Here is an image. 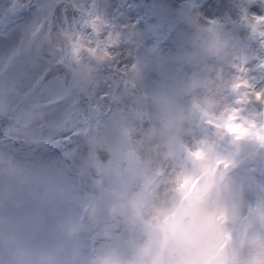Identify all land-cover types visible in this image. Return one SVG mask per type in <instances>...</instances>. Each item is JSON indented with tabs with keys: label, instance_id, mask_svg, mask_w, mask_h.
Returning <instances> with one entry per match:
<instances>
[{
	"label": "rangeland",
	"instance_id": "374dc122",
	"mask_svg": "<svg viewBox=\"0 0 264 264\" xmlns=\"http://www.w3.org/2000/svg\"><path fill=\"white\" fill-rule=\"evenodd\" d=\"M129 2L1 8L0 264H264V0Z\"/></svg>",
	"mask_w": 264,
	"mask_h": 264
},
{
	"label": "flooded vegetation",
	"instance_id": "af4514ba",
	"mask_svg": "<svg viewBox=\"0 0 264 264\" xmlns=\"http://www.w3.org/2000/svg\"><path fill=\"white\" fill-rule=\"evenodd\" d=\"M80 1L81 0H78V1L76 0V2H80ZM4 2H5V0H0V15L2 16V20L0 21V26L7 21L6 17L8 16V12L11 10V9L10 10L9 9H1L4 6ZM14 3H16V0H14ZM64 7H68V9H69L70 6L68 3H64ZM17 8H20V7L18 6ZM67 12H68V10H65V8H64V13L66 14ZM73 13L78 14L77 10H74ZM50 15H52L53 20L55 22L56 10L51 9ZM61 36H62V40H63V46H60V45L56 46V47L61 48V55L59 57L64 58L65 56H67L66 60L68 59V61H71V63L73 64L72 59H73L74 55L77 54L79 49L76 47L75 41L73 40V38L71 36H69V35H61ZM51 41L53 42V39H51ZM67 42L70 44V47L67 46ZM41 52H42V50H41ZM53 65H55V64H53ZM58 70H59V67L58 68L53 67L54 72H57Z\"/></svg>",
	"mask_w": 264,
	"mask_h": 264
},
{
	"label": "snow or ice",
	"instance_id": "6c2138e0",
	"mask_svg": "<svg viewBox=\"0 0 264 264\" xmlns=\"http://www.w3.org/2000/svg\"><path fill=\"white\" fill-rule=\"evenodd\" d=\"M210 4L211 0H208V3L205 5V7L210 6ZM124 10L126 11V15L130 20L141 23L144 27H146L151 21L155 19V17L149 15L148 9L141 2V0H130V2L124 6ZM150 42V39L145 41V43Z\"/></svg>",
	"mask_w": 264,
	"mask_h": 264
},
{
	"label": "clouds",
	"instance_id": "9594fccd",
	"mask_svg": "<svg viewBox=\"0 0 264 264\" xmlns=\"http://www.w3.org/2000/svg\"><path fill=\"white\" fill-rule=\"evenodd\" d=\"M20 169L6 151H0V177L7 178L19 175ZM9 239H11L9 237Z\"/></svg>",
	"mask_w": 264,
	"mask_h": 264
},
{
	"label": "water",
	"instance_id": "95a60500",
	"mask_svg": "<svg viewBox=\"0 0 264 264\" xmlns=\"http://www.w3.org/2000/svg\"><path fill=\"white\" fill-rule=\"evenodd\" d=\"M25 105H27L26 102H25ZM22 107H23V105H21L18 110H20ZM8 125H10V119L9 118L0 119V136L2 135V129ZM99 155L102 158V160H106L108 157V154L104 151H99Z\"/></svg>",
	"mask_w": 264,
	"mask_h": 264
}]
</instances>
